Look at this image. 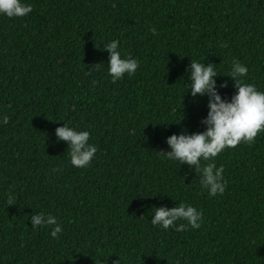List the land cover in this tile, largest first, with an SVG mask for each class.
I'll return each instance as SVG.
<instances>
[{
    "label": "trees",
    "instance_id": "16d2710c",
    "mask_svg": "<svg viewBox=\"0 0 264 264\" xmlns=\"http://www.w3.org/2000/svg\"><path fill=\"white\" fill-rule=\"evenodd\" d=\"M25 2L27 16L0 15V264H264V132L212 161L227 185L214 197L160 153L206 129L208 97L185 92L191 58L221 73L222 98L233 59L264 91V0ZM113 39L139 61L115 83ZM64 121L98 148L86 168L56 138ZM180 202L203 213L199 229L152 226L154 207ZM38 212L57 217L58 238L31 227Z\"/></svg>",
    "mask_w": 264,
    "mask_h": 264
},
{
    "label": "clouds",
    "instance_id": "9594fccd",
    "mask_svg": "<svg viewBox=\"0 0 264 264\" xmlns=\"http://www.w3.org/2000/svg\"><path fill=\"white\" fill-rule=\"evenodd\" d=\"M33 10L31 3L25 0H0V15L8 18L25 17ZM150 31L156 34V29ZM106 49L110 56L107 62V75L115 83L125 75L133 76L138 67L139 61L130 54L120 50V42L111 40L102 47ZM190 73V95L196 97L197 94L207 96V117L202 121L206 129L201 132L185 134L182 130L180 134H172L167 138L170 151H160L162 158L175 162L179 166L187 164L194 166V171L199 176L201 189L206 190L209 197L218 196L224 193L226 181L223 176V165L217 167L212 161L223 150L232 149L241 143L251 144L257 135L264 132V91L259 90L255 84L243 83L246 78L248 68L238 60L233 59L228 76L235 82V94L231 99L222 98L217 90L215 77L219 73L213 63L200 62L191 58L188 67ZM227 87V81L220 85ZM185 94V93H184ZM63 121V120H61ZM9 117H0V123L7 124ZM65 122V121H64ZM57 140L68 142V156L70 164L76 168H86L89 166L98 148L90 143V132L87 130H77L75 126H70L65 122L64 126L55 130ZM11 200V197H9ZM178 220L186 223L177 224ZM203 222V213L196 207L186 202H180L175 207H154V212L150 223L154 227L163 230L174 228L176 231L199 229ZM49 227V235L56 239L62 232V225L58 223L56 216L38 212L31 217V227ZM95 264H103L102 257L95 259ZM120 264V258L114 261Z\"/></svg>",
    "mask_w": 264,
    "mask_h": 264
}]
</instances>
